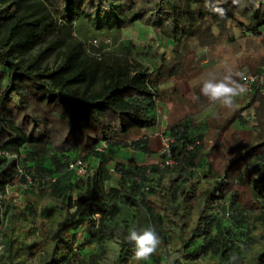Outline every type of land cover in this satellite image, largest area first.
Wrapping results in <instances>:
<instances>
[{"label":"trees","instance_id":"1","mask_svg":"<svg viewBox=\"0 0 264 264\" xmlns=\"http://www.w3.org/2000/svg\"><path fill=\"white\" fill-rule=\"evenodd\" d=\"M78 8L101 22L150 21L172 39L171 57L156 66L125 56L77 58L65 49L64 29ZM263 29L264 0H0V151L9 153L0 154V225L7 215L8 258L16 255L11 237L20 230L21 212L9 204L3 210L2 195L30 176L43 196L62 202L61 217L46 232L53 264L91 221L100 240L117 238L116 264L140 262L127 236L130 229L142 233L150 227L175 254L173 264H241L247 256L251 264H264L260 185H255L257 199L245 204L258 221L244 232L235 229L244 219L225 224L218 208L221 194L233 188L232 170L234 186L243 187L245 172L254 167L260 170L258 181H264V90L256 85L243 102L209 116L207 130L196 135L186 118L168 123L164 133L171 138L172 164H165V154L141 134L158 123L160 85L181 74L191 48L204 50L225 39L258 40ZM260 47L259 60L236 72L264 71V40ZM59 52L61 63L43 65ZM233 78L241 84V77ZM124 147L142 157L105 159L106 148ZM80 157L92 164L78 178L69 163ZM105 173L116 186H107ZM201 185L203 201L193 208ZM155 256L161 264L162 255Z\"/></svg>","mask_w":264,"mask_h":264},{"label":"rangeland","instance_id":"2","mask_svg":"<svg viewBox=\"0 0 264 264\" xmlns=\"http://www.w3.org/2000/svg\"><path fill=\"white\" fill-rule=\"evenodd\" d=\"M59 9L61 10V6ZM64 38L65 49H72L77 58L91 61L101 60L107 56H125L156 66V62L161 61L165 64L169 60L173 48L172 39L160 30L153 29L150 21L123 19L121 24L101 22L94 15H88L79 8L72 14V22L65 25ZM262 40L242 38L230 43L225 39L213 46L205 47L204 50L191 48L185 59L187 65L181 74L160 85L164 96L157 104L158 124L141 132L149 137L151 148L156 152H162L164 132L167 129L166 120L168 123H175L181 118H186L192 135L206 131L207 118L219 115L223 107L218 103L212 104L201 93L203 82L218 81L229 69L232 72L244 70L246 64L259 60L262 55L260 47ZM33 54L35 50L28 56L31 57ZM63 57V52L53 54L44 61L43 65L49 68L55 67L62 62ZM174 88H177L176 92ZM243 100L244 94L235 98V101L240 103ZM236 127V124L232 125L228 134H231ZM24 155L23 152L21 157L24 158ZM104 157L108 160L119 157L134 159L142 157V152L133 147L106 148ZM86 162L87 166L92 164L90 158L86 159ZM100 164L103 165V171L106 170V167L104 168L106 164L102 162ZM259 172V167H254L252 172H245L246 184L240 187L234 186L236 183L232 170L229 182H233V188H227L219 198L218 208L221 210L225 224L237 223V219H244L243 224L236 225L235 229L238 232H244L249 223L258 221L256 211L245 204L257 199L256 184L260 185V192L264 195V181H258ZM108 174L105 173L107 186H116L115 180H109ZM68 177V175L62 176V181L66 182ZM69 179L73 182L72 177ZM32 185V189L25 190L20 183H16L2 195L1 208L4 210V204L13 205L17 207L16 212L21 214L16 217V224L20 226V230L16 229L11 237L16 241V255L12 260L8 258L4 244L6 236L9 235L7 228L9 219L4 213L1 217L3 223L0 225V264H53L50 261L52 244L46 232L61 217L62 202L57 197L43 196L34 183ZM202 190L203 185L192 199L193 208L198 207L203 201ZM98 217L99 214H95L93 220H97ZM94 229L96 223L92 221L87 227H80L79 236L72 248L63 251L66 255L63 256L61 253L59 261L54 264H116L115 259L119 250L117 238L102 241L96 233H93ZM162 246L161 242L155 254L162 255L161 264H164L168 263L173 253L168 247L166 251ZM155 254L148 260H140L136 264H158ZM250 257L247 256L241 264H251Z\"/></svg>","mask_w":264,"mask_h":264},{"label":"clouds","instance_id":"3","mask_svg":"<svg viewBox=\"0 0 264 264\" xmlns=\"http://www.w3.org/2000/svg\"><path fill=\"white\" fill-rule=\"evenodd\" d=\"M233 76L247 79L242 72H232V70L229 69L227 74L218 81H204L201 93L207 97L212 104L218 103L221 107L233 108L235 106V98L247 91V87L244 84L238 83ZM127 240L129 242H135L134 258L144 261L154 255L161 244V238L156 230L151 227L142 233L137 232L135 229H130ZM175 259L176 256L173 253L168 259V264H173Z\"/></svg>","mask_w":264,"mask_h":264},{"label":"built area","instance_id":"4","mask_svg":"<svg viewBox=\"0 0 264 264\" xmlns=\"http://www.w3.org/2000/svg\"><path fill=\"white\" fill-rule=\"evenodd\" d=\"M260 39L264 40V29L259 35ZM244 77L247 79L241 78V84H244L247 87V91L244 94H250L254 91V88L256 85L260 87V89L264 90V71H260L258 73H248L244 72ZM163 138V150L162 153L165 154V164H172L174 161L170 156V142L171 138L164 133ZM0 154H6L9 156V153L0 151ZM69 168L75 173V175L80 178L84 176V174L87 171V162L84 158L80 157L77 158L69 163ZM18 170L22 173L24 172L22 167H19ZM33 184V180L30 176H28V179L26 182L22 183L21 186L24 189H27L29 186Z\"/></svg>","mask_w":264,"mask_h":264},{"label":"crops","instance_id":"5","mask_svg":"<svg viewBox=\"0 0 264 264\" xmlns=\"http://www.w3.org/2000/svg\"><path fill=\"white\" fill-rule=\"evenodd\" d=\"M157 124H158V123H157ZM157 124H156V125H157ZM156 125H155V126H156ZM155 126H153L152 128H154ZM166 126H168V120H166ZM150 129H151V128H150Z\"/></svg>","mask_w":264,"mask_h":264}]
</instances>
